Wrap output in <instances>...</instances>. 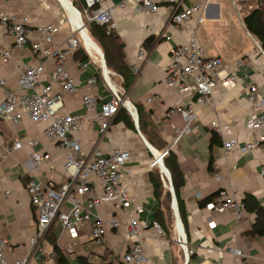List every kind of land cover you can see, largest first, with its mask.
<instances>
[{
  "label": "crops",
  "instance_id": "0c3cea01",
  "mask_svg": "<svg viewBox=\"0 0 264 264\" xmlns=\"http://www.w3.org/2000/svg\"><path fill=\"white\" fill-rule=\"evenodd\" d=\"M119 1L107 0L103 5H116ZM124 1L125 7H115L113 31L123 44L124 61L133 74L129 87L123 91L121 76L106 67L101 49V54L91 53L87 49L88 59L84 65H79V59L74 55L66 62L77 90L62 94L61 112L85 114L82 102L85 92L97 96L96 111L99 112L101 103L110 97L109 86L117 88L133 106L134 112L128 109L126 112L134 128L125 124L121 119V111H118L104 133L98 131V122L89 118L83 122L80 131L71 135L80 142L81 150L77 156L85 159L105 156L114 150L129 153L124 164L126 173L123 181L132 199L125 207L102 205L92 211L104 220L114 217L119 222L118 228L108 229L104 247H97L90 241L94 217L77 227V236L74 238L58 222L52 223L49 232L54 235L56 246L70 264H79L82 258L89 257L112 264H127L120 257L129 243L135 240L141 241L147 256L144 264H231V246L242 251V264H263L264 235L254 236L249 233L255 216L253 213L242 209L241 217L237 219L232 208L218 212L206 206L201 207L198 203L211 193L225 190L233 193L240 202L245 194H251L264 207V173L260 172L264 167V143L244 153L240 150L255 135L249 127L251 115L255 112L264 113V105L256 107L246 99L250 84H255L264 93V53L259 47V41L247 33L242 20L236 17L230 0H207L201 23L190 19L181 25L169 23L166 2H161L156 12L140 13L135 10L138 0ZM200 1L186 0V4ZM82 3L83 0H69V4L80 11L83 9ZM1 10L27 16L30 24L54 23L57 27L56 42L63 41L69 34V25L64 21L69 12L60 0H0ZM194 30L203 50L209 55L221 56L224 64L215 72L213 103L198 109L199 117L191 133L172 145L174 128L183 121L179 113L167 112L177 105L187 106L194 98V87L188 79L186 89L181 92L177 88L168 87L164 76L170 64V49L187 43ZM149 37L155 39L145 44ZM140 48L145 51L142 58L137 56ZM33 57L34 53L29 46L13 49L12 39L0 24V77L5 81L3 88L16 87L19 70ZM47 65L48 68L52 67L51 63ZM104 67L107 69L108 80L102 72ZM231 71H235L237 81L234 86L227 88L222 81ZM91 76L96 81L87 85L86 80ZM43 83L45 79L41 80ZM149 97L151 99L147 100ZM136 105L141 109L142 130L138 123ZM213 120L224 127L221 135L211 126ZM45 124L32 123L26 117L17 124L0 121V235L7 241L5 254L9 263L27 253V264H39L41 259L37 247L32 244L36 212L24 184L33 178L57 187L66 179L63 167L65 149L44 136L42 130ZM149 136L156 145L163 144V149L153 146L148 140ZM31 138L35 139L32 147L24 145L5 155L6 147L14 139L24 142ZM228 139H236L237 145L225 153L223 141ZM166 149L176 154L183 174L184 184L180 196L187 215L186 248L191 250L188 256L185 248L177 241L178 236L182 235L176 225L169 239L155 230L154 223L151 224L157 200L153 196L148 174L159 165L149 167V164ZM32 151L45 154L46 159L38 172L30 173L27 164ZM168 180V177L163 178L162 182L165 190L170 191ZM6 190H9L8 194L4 193ZM170 193L176 223L178 213L172 206V198H175L173 188ZM131 218L136 223L137 237H131L127 231ZM40 246L51 252V246L45 238L40 241ZM53 259L54 253L49 261L42 264H52Z\"/></svg>",
  "mask_w": 264,
  "mask_h": 264
},
{
  "label": "built area",
  "instance_id": "2783aa9c",
  "mask_svg": "<svg viewBox=\"0 0 264 264\" xmlns=\"http://www.w3.org/2000/svg\"><path fill=\"white\" fill-rule=\"evenodd\" d=\"M106 1L83 0L82 11L77 10L80 14L79 23L73 21L67 12L64 21L69 25V34L61 42L54 40L57 33L54 23L30 24L27 16H18L5 10L0 11V24L6 28L8 37L12 39V48L18 50L29 46L34 53L32 60L19 70L15 88H3L5 81L0 77V87H2L0 121L17 124L26 117L35 124L46 123L42 130L44 136L48 141L57 143L65 149L63 165L66 174L65 181L57 187L33 178L24 184L36 212L35 236L32 244L37 247L41 256L39 264L49 261L53 256L52 252L40 246V241L52 223L58 222L62 229L66 230L71 238H74L77 236V227L94 217L90 229V241L97 247H104L108 229L118 228L119 222L114 217L104 220L92 211L102 205L125 207L132 199L123 181L126 173L124 164L129 158V153L114 150L105 156L98 155L85 159L77 156L81 150L80 142L71 135L80 131L83 122L89 118L97 121L98 131L104 133L120 107L123 106L132 113V111L134 112L133 106L122 97L117 88L109 86L110 97L101 103L99 112L96 111L98 98L90 92H85L82 95L85 114L73 115L61 112L62 94L77 90V84L66 66V62L80 48L88 53L82 30L87 31L88 23L95 22L106 25V32L109 33L115 27L113 16L115 7H125L124 0L119 1L116 5L104 6ZM249 1L254 0H230L239 20H242L243 6L248 4L249 8L252 7ZM161 2L167 3L168 20L171 24L181 25L190 19H194L196 23L203 21L202 15L207 0H201L192 5H187L186 0H138L135 10L140 13L156 12ZM144 54V49L140 48L137 56L142 58ZM47 63H51L52 67L48 68ZM78 63L79 65L85 64L80 60ZM223 64L221 56L209 55L203 50L195 30L191 32L187 43L175 45L170 49V64L165 72V84L182 92L187 87V80L190 79L194 87V98L187 106L177 105L167 112V114L179 113L183 121L182 124L174 128L172 145L191 133L192 127L199 117L198 109L213 103L215 72ZM102 72L107 79L104 68ZM42 79H45L43 84H41ZM95 81L96 78L91 76L87 78L86 83L92 85ZM236 81V73L231 71L222 83L229 88L234 86ZM107 84L109 85L108 81ZM150 99L149 97L147 100ZM246 99L256 107L264 105V93L259 91L255 84L248 86ZM211 126L216 133L222 134L224 127L220 126L216 120L211 122ZM249 127L255 132V135L240 147L242 153L258 148L264 143V113L255 112L252 114ZM34 144L35 139L32 138L26 139L24 142L14 139L6 147L5 155L24 145L32 147ZM236 145V139L223 141L225 153ZM168 150H164L151 160L149 167L158 164L160 170L165 174L163 162L159 164L158 161L162 160V156L167 154ZM45 159V154L32 151L27 164L29 172H38ZM260 172L264 173V167ZM4 193L8 194L9 190ZM206 208L218 212L232 208L239 219L243 204L234 197L233 193L219 190L206 204ZM154 227L159 234H164L158 224L154 223ZM127 231L131 237H137L136 223L132 218L129 219ZM177 240L185 248L186 256H188L191 250H187L183 245L184 238L179 235ZM7 248V241L0 235V264H27L29 253L16 258L13 263H9L5 254ZM229 251L232 255L231 264H242V251L235 246H231ZM120 258L127 264L147 262V256L140 240L130 242ZM262 262L264 264V259ZM86 264L104 263L98 258L89 257Z\"/></svg>",
  "mask_w": 264,
  "mask_h": 264
},
{
  "label": "trees",
  "instance_id": "16d2710c",
  "mask_svg": "<svg viewBox=\"0 0 264 264\" xmlns=\"http://www.w3.org/2000/svg\"><path fill=\"white\" fill-rule=\"evenodd\" d=\"M254 1H249V4L252 6L250 8L248 4L243 6L241 10L243 12L242 23L247 33H249L255 40L259 41V47L264 53V0ZM73 5H75L74 2ZM106 31V25H100L95 22H90L87 25L88 34L98 44L102 51L106 67L121 76V85L123 91H125L129 87L133 74L124 61L123 44L119 40L118 35L113 30H111L109 33H107ZM154 39L155 37L147 38L145 40V44L150 43ZM74 57L79 59L81 62H85L88 59V54L82 48H80L74 52ZM135 107L138 113V123L142 130L141 109L138 105H136ZM120 111L121 119L125 122V124L130 128H134L133 122L129 114L126 112V108L122 106L119 109V112ZM212 137L214 140L215 135H213ZM148 140L157 149H163V144L156 145L150 136L148 137ZM161 152H163V150ZM162 161L164 168L167 171L171 187L173 188L178 217L182 223L186 240L188 241L187 215L183 199L180 196V189L184 184L183 174L179 168L177 156L173 151L168 150L167 154L162 156ZM148 175L153 188V196L157 200V207L153 213V221L151 224H158L164 235L167 238L171 239L172 233L175 230L173 215L171 213V193L169 189L165 190L162 182L163 178L167 179V175L164 174L158 167H155L152 171L149 172ZM218 191L200 199L198 202L199 206L205 207L206 204L211 201L213 197L218 193ZM241 203L243 204V209L245 211L253 213L255 215L249 233L254 236L264 235V207L251 194H245L243 199L241 200ZM44 238L49 242L51 246V252L53 251L54 253L52 264H70L65 255L56 246L54 235L51 234L49 230L45 233ZM87 259L88 258H82L79 264H86ZM102 261L104 264H112L111 262H105L104 260ZM187 264L190 263L188 262Z\"/></svg>",
  "mask_w": 264,
  "mask_h": 264
},
{
  "label": "bare ground",
  "instance_id": "6f19581e",
  "mask_svg": "<svg viewBox=\"0 0 264 264\" xmlns=\"http://www.w3.org/2000/svg\"><path fill=\"white\" fill-rule=\"evenodd\" d=\"M62 4L63 6L67 9V11L69 12V7L70 8H74L72 7V5L69 4V0H67V2H63L62 1ZM69 5V7H67ZM75 9V8H74ZM76 10V13L78 15V18L74 17L73 20L77 23H79V17H80V14H79V11ZM70 14V12H69ZM71 16V15H70ZM82 34L84 36V42H85V46L86 48L91 52V53H97V54H101V51H100V47L98 46V44L90 37V35L88 34V32L86 30H82ZM104 71L105 73L107 74V69H105L104 67ZM112 85V84H111ZM158 163L160 164V161H158ZM167 177H168V174L166 173ZM176 227L177 229L180 231L181 235L183 236L182 234V230H181V226L178 224V222L176 221Z\"/></svg>",
  "mask_w": 264,
  "mask_h": 264
},
{
  "label": "water",
  "instance_id": "95a60500",
  "mask_svg": "<svg viewBox=\"0 0 264 264\" xmlns=\"http://www.w3.org/2000/svg\"><path fill=\"white\" fill-rule=\"evenodd\" d=\"M159 161H160V164H161V163H162V160H159ZM161 167H162V166H161ZM163 170H164V172H165V174H166V173H167L166 169L163 168ZM169 184H170V180H169ZM170 191H172V187H171V186H170ZM172 206H173L174 210L176 211L177 208H176L175 198H174V197L172 198ZM176 221H177L178 224L181 226V230H182V234H183L182 237L184 238V240L182 241V243H183L184 246H186V239H185V236H184V233H183V227H182V224H181L180 219L178 218L177 214H176ZM177 241H178V240H177Z\"/></svg>",
  "mask_w": 264,
  "mask_h": 264
},
{
  "label": "rangeland",
  "instance_id": "374dc122",
  "mask_svg": "<svg viewBox=\"0 0 264 264\" xmlns=\"http://www.w3.org/2000/svg\"><path fill=\"white\" fill-rule=\"evenodd\" d=\"M62 1L63 2H67V0H60V2L62 3ZM63 5V4H62ZM67 7H69V5L67 6ZM65 8V7H64ZM66 9V8H65ZM81 9V8H80ZM67 10V9H66ZM69 12H70V15H71V17L72 18H74V17H76V18H78V15H77V13H76V10L74 9V8H70L69 7ZM171 213H172V215H173V220H174V225H176V223H175V217H174V212H173V209L171 208ZM183 251L184 250H182L181 249V252L183 253Z\"/></svg>",
  "mask_w": 264,
  "mask_h": 264
}]
</instances>
